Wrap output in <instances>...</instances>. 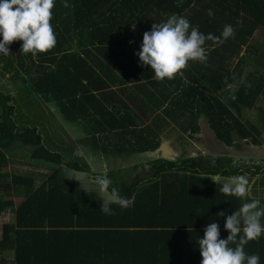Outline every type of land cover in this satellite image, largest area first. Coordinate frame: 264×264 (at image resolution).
Masks as SVG:
<instances>
[{"label": "trees", "instance_id": "trees-1", "mask_svg": "<svg viewBox=\"0 0 264 264\" xmlns=\"http://www.w3.org/2000/svg\"><path fill=\"white\" fill-rule=\"evenodd\" d=\"M64 2L55 0L53 49L34 60L16 41L9 55L0 53V65L25 73L32 95L54 105L66 123L82 126L80 144L93 154L123 160L153 154L172 126L185 137L199 135L202 117L227 148L237 140L264 146L263 126L243 120L264 95V72L244 76L240 70L247 64L242 50L255 34H264V0H66L68 7ZM172 14L186 17L205 35L220 36L231 25L235 36L219 46L206 41V63L189 62L183 76L157 82L135 53L144 32ZM236 78L240 86L234 88ZM17 109L15 97L0 88V219L6 212L14 216L1 229L0 264H200L197 241L204 228L216 222L226 239V216L258 199L227 196L222 182L211 178L258 175L261 167L250 172L235 168L229 158L211 163L199 156L155 160L150 177L130 183L106 173L113 198L106 203L66 179L65 169L91 174V168L46 146ZM18 148L32 149L27 168L41 162L51 165H43L51 174L21 173L26 166L8 157ZM104 204L113 214L100 210ZM220 211L225 217L217 216ZM245 252L258 254L264 264V234Z\"/></svg>", "mask_w": 264, "mask_h": 264}, {"label": "clouds", "instance_id": "clouds-1", "mask_svg": "<svg viewBox=\"0 0 264 264\" xmlns=\"http://www.w3.org/2000/svg\"><path fill=\"white\" fill-rule=\"evenodd\" d=\"M63 6H69L66 0ZM54 7L55 0H0V53L9 55V45L16 41L21 42L20 51L30 53L34 60L39 54L53 49L57 43L51 23ZM208 15H213L211 9ZM234 36L235 29L231 25H225L220 36L205 35L186 17L172 14L166 21L153 23L151 30L144 32L140 50L135 54L142 66H150L154 73L152 79L163 82L177 75L183 76L189 62L206 63V41L219 46ZM97 182L104 188L111 183L106 175L98 177ZM220 191L247 200L249 180L244 175L229 176L222 182ZM119 203L122 207L127 206L123 198ZM100 210L107 215L113 214L107 204ZM217 216L225 217V212L220 211ZM262 218L264 205L260 199H251L226 216L224 228L229 233L226 239L220 238L218 223H209L203 237L197 241L202 258L200 264H259V255H248L245 246L264 234Z\"/></svg>", "mask_w": 264, "mask_h": 264}, {"label": "rangeland", "instance_id": "rangeland-1", "mask_svg": "<svg viewBox=\"0 0 264 264\" xmlns=\"http://www.w3.org/2000/svg\"><path fill=\"white\" fill-rule=\"evenodd\" d=\"M247 55V57H246ZM245 56L244 59L247 64H242L240 70H243L244 76L248 73L260 70L262 74L264 70L261 65L264 63V34L258 32L255 34L254 38L250 41L248 48H244L240 55ZM13 64L16 68L18 66V60L13 59ZM237 60L231 65V69L237 68ZM5 63L0 65V86L4 91H10L15 96L18 106L17 117H21L23 123L35 124L36 121H42L43 129L45 130L46 136H43L44 144L50 147V140L53 139V145L60 150L59 152L66 158L72 159V157L84 155L82 162L87 164L91 168V174H78L68 170H64L66 174V179L74 183L80 184L81 189L86 193H95L97 198H101L104 202L109 203L113 200L112 196L108 193L107 189L101 187L98 182V177H104L108 172H113L119 177V181L124 183H130L135 178H148L151 176L150 163L157 159V156L164 158H170L178 160L179 158H196L202 156L206 161L211 163L217 161L218 159L229 158L233 160V165L235 168L248 169L250 172H254L257 167H261L262 171L258 175H253L247 173L245 175L249 180V192L253 197L262 200L264 198V146L262 148H252L247 142L243 140H237L236 146L233 148H227L222 142L218 141L207 124L205 118H201L199 125L201 127V133L196 135L194 138H188L182 135L178 130L174 129L173 126L168 128L167 135L162 136V138H168L172 142V148H174L173 153L159 152L158 155H139L132 156L127 160H118L111 157H106L102 154H89L85 155L84 152L77 151L76 148L72 146L67 147L63 138L68 137L69 132L75 133L77 137L84 136L83 130L79 127L73 128L72 125L66 123L62 116L56 112L44 111L39 107L41 100L35 94L32 95L30 91V85L25 89L27 96H23V93L18 91V87L21 85L22 76L27 75L23 72H18L15 69L9 67L10 71L5 70ZM3 72H7L3 74ZM20 77V78H19ZM24 77V78H25ZM23 83V81H22ZM27 83V82H26ZM0 87V88H1ZM22 88V87H21ZM23 92V91H22ZM43 102V101H42ZM38 107V108H37ZM49 110V109H48ZM39 116H36V115ZM37 119V120H36ZM52 120V121H51ZM243 120H248L257 125L261 124L264 142V95L260 97L259 103L254 110L245 111L243 113ZM49 121L52 123V129L50 136ZM29 125V124H28ZM75 137V136H74ZM50 139V140H49ZM31 149V148H30ZM32 151V149H31ZM63 151V152H62ZM9 159L13 163H21L24 166L21 167V173L32 172L36 175H45L48 177L51 172L48 169H44L43 165L51 167V165L37 162L36 166L27 168L30 164L31 154L25 149L20 156H15L8 154ZM42 165V166H40ZM120 171V172H119ZM218 181L223 182V178H214ZM42 179L37 178V185L41 184ZM260 191V193L258 192ZM16 204H19L20 200H15ZM14 216L11 212H6L2 215L0 219V236L3 224L12 223Z\"/></svg>", "mask_w": 264, "mask_h": 264}, {"label": "crops", "instance_id": "crops-1", "mask_svg": "<svg viewBox=\"0 0 264 264\" xmlns=\"http://www.w3.org/2000/svg\"><path fill=\"white\" fill-rule=\"evenodd\" d=\"M24 77H25V75L24 76H22L19 80H21V85L18 87V91L20 92V93H23V96L25 97V96H27V93L25 92V89H27L28 88V83H26L25 81H24ZM29 77L27 76V79H28ZM22 81H23V83H22ZM237 86H240V78H236L235 79V81H234V84H233V87L235 88V87H237ZM1 87V86H0ZM22 87V88H21ZM2 88V87H1ZM3 89V88H2ZM23 91V92H22ZM7 93H9V94H11V95H13V93H11L10 91L8 92V91H6ZM14 96V95H13ZM15 97V96H14ZM39 107L44 111V109H46V111H50V112H56V113H58V111H57V109H56V107L54 106V105H52V104H46V103H44V102H42L41 101V103L39 104ZM49 109V110H48ZM36 116H39L38 114L36 115ZM37 120V119H36ZM52 121V120H51ZM51 121H49V124H50V128L48 129L49 131H50V136H52V134H51V129H52V123H51ZM69 124V123H68ZM69 125H72L73 126V128H76V127H79V128H81L82 129V126H80V125H73V124H69ZM35 127H37L38 128V130L40 131V133L42 134V136H46V134H48V133H46L45 132V130L43 129V124H42V121H40V122H38V120L36 121V123H35V125H34ZM169 131V130H168ZM167 131V132H168ZM167 132L164 134V135H167ZM84 134V133H83ZM163 135V136H164ZM75 136V137H74ZM85 136V135H84ZM84 136H82L81 138L80 137H77L76 135H75V133H73V132H69L68 133V137H64L63 138V142H64V144L67 146V147H69V146H72L73 148H76V150L77 151H80V152H84V154L85 155H88V153L89 154H92V152L89 150V149H87V148H85L84 146H82L81 144H80V140L84 137ZM46 137H48V136H46ZM168 138H170V137H167V138H161V147L160 148H162V153L163 154H165V153H169V154H171V153H173V151H174V148H172L171 146H172V142L170 141V140H168ZM50 140V139H49ZM167 142V144L166 145H163V142ZM50 148L54 151V152H56V153H60L59 151L60 150H58V148L56 147V146H54L53 145V139H51L50 140ZM253 149H254V147H252ZM25 149H27L28 150V152L31 154V149L30 148H18V149H16L15 151H12L11 152V155H15V156H20L21 155V153L22 152H24L25 151ZM231 149V148H230ZM63 152V151H62ZM63 154V153H62ZM160 154V153H159ZM148 155V154H147ZM151 155V154H150ZM83 154L82 155H79V156H75V157H72L74 160H80V161H82V158H83ZM162 158H164V157H161L160 155L157 157V159H162ZM115 159H118V160H120L119 158H115ZM121 160H123V159H121ZM150 171H151V169H150ZM120 172V171H119ZM80 174H85V173H80ZM108 191V190H107Z\"/></svg>", "mask_w": 264, "mask_h": 264}, {"label": "water", "instance_id": "water-1", "mask_svg": "<svg viewBox=\"0 0 264 264\" xmlns=\"http://www.w3.org/2000/svg\"><path fill=\"white\" fill-rule=\"evenodd\" d=\"M163 142V141H162ZM167 144V142H163V145H166ZM159 152H162V148H159L155 153H153V154H156V155H158V153ZM152 154V155H153ZM158 157V156H157ZM163 160H167V161H171V162H174V161H176V160H174V159H170V158H162ZM156 160V159H155ZM215 178H220V177H215Z\"/></svg>", "mask_w": 264, "mask_h": 264}, {"label": "flooded vegetation", "instance_id": "flooded-vegetation-1", "mask_svg": "<svg viewBox=\"0 0 264 264\" xmlns=\"http://www.w3.org/2000/svg\"><path fill=\"white\" fill-rule=\"evenodd\" d=\"M253 147V146H252Z\"/></svg>", "mask_w": 264, "mask_h": 264}]
</instances>
